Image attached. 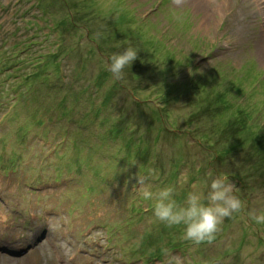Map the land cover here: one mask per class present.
<instances>
[{
    "label": "rangeland",
    "instance_id": "1",
    "mask_svg": "<svg viewBox=\"0 0 264 264\" xmlns=\"http://www.w3.org/2000/svg\"><path fill=\"white\" fill-rule=\"evenodd\" d=\"M209 174L244 208L196 245L142 192ZM258 212L264 0H0V237L34 242L0 264H264Z\"/></svg>",
    "mask_w": 264,
    "mask_h": 264
},
{
    "label": "clouds",
    "instance_id": "2",
    "mask_svg": "<svg viewBox=\"0 0 264 264\" xmlns=\"http://www.w3.org/2000/svg\"><path fill=\"white\" fill-rule=\"evenodd\" d=\"M137 56L138 50L134 47L116 52L109 57L107 70L119 80ZM142 196L152 202L156 220L169 226H180L184 238L196 245L211 243L224 219L244 208L237 190L224 175L209 174L202 186L193 185L182 196L175 184L155 190L145 188ZM255 220L264 223V212H258Z\"/></svg>",
    "mask_w": 264,
    "mask_h": 264
},
{
    "label": "bare ground",
    "instance_id": "3",
    "mask_svg": "<svg viewBox=\"0 0 264 264\" xmlns=\"http://www.w3.org/2000/svg\"><path fill=\"white\" fill-rule=\"evenodd\" d=\"M223 4V2L221 3V4H217L215 7H214V9H215V11L216 12H220V10H221V5Z\"/></svg>",
    "mask_w": 264,
    "mask_h": 264
}]
</instances>
